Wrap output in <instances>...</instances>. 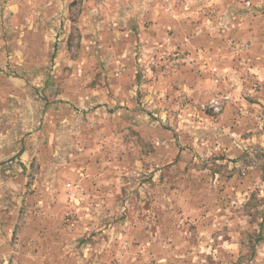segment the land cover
Listing matches in <instances>:
<instances>
[{
    "label": "rangeland",
    "instance_id": "obj_1",
    "mask_svg": "<svg viewBox=\"0 0 264 264\" xmlns=\"http://www.w3.org/2000/svg\"><path fill=\"white\" fill-rule=\"evenodd\" d=\"M262 192L264 0H0V264H242Z\"/></svg>",
    "mask_w": 264,
    "mask_h": 264
},
{
    "label": "crops",
    "instance_id": "obj_2",
    "mask_svg": "<svg viewBox=\"0 0 264 264\" xmlns=\"http://www.w3.org/2000/svg\"><path fill=\"white\" fill-rule=\"evenodd\" d=\"M45 4H43L45 7H55L58 2H50V4H47L48 2H43ZM52 3V4H51ZM114 86V88L117 87L116 83L112 84ZM131 83L129 85V87L131 89H133L131 87ZM98 91V94L102 95V98H98L96 99V97H93L94 101L92 104H89L90 107L92 106L93 109L92 111H90V113H83V115H80L81 119H91L92 118V125L95 127L98 126V122L101 120V112L104 111V109H106L108 111V108H106V106L109 107V109L111 110L115 103L117 102H122V101H119V99L114 95V96H111V97H107L106 96V92L104 89H96ZM107 91H109V88H107ZM90 92V90H89ZM134 92V91H133ZM93 93L96 95V93L94 92L93 90ZM132 93V91H131ZM107 104V105H105ZM130 106V105H129ZM132 107V106H130ZM75 118V116H74ZM73 118V119H74ZM75 120V119H74ZM71 121V120H70ZM70 121L68 123H70ZM80 123V121H78ZM86 122V121H85ZM87 123V122H86ZM78 127H83L84 129L86 128V125L85 124H80V126L78 125ZM69 128L71 129V127L69 126ZM72 130V129H71ZM78 165V163H76ZM74 179H77V180H80L81 182L84 183V185L88 186L90 184L89 182V179H88V176H81V175H78L76 176ZM53 195H54V191L52 192ZM237 194H238V197L239 196H242L243 194L246 195L247 192L243 189V190H239L237 191ZM259 196L261 198H264V192H262L261 194H259ZM264 202V200H263ZM59 205V203H58ZM237 208V207H236ZM240 207H238L239 209ZM59 211H61V209H57ZM262 218H261V223L259 224V228H258V234L255 235V239H253L252 241L250 240H247V241H244V244L242 241H236L235 238H230V240H227V241H224L223 243L221 244H216L215 247H221L222 249H217V252L219 253V256L217 259L221 260L222 263H227L228 261L229 262H241L242 264H264V208L262 209ZM3 228H5L6 231H10V230H17V234H19V232L21 231L20 228H16V225H12V224H9V225H2ZM39 226H34L32 228L33 231H36L38 230ZM48 228H43V231H47V233H49L50 235L52 234L51 231H56V232H64V230L61 229V226L60 228L56 225H48L47 226ZM0 228H1V225H0ZM65 233V232H64ZM37 235H38V232H37ZM61 234L58 233V234H53L51 236L55 237H59ZM9 236V235H8ZM45 241H50V239H45ZM243 245L245 246H249L252 247V253L251 255L248 257V258H245L243 255L239 254L240 252V249L239 247H243ZM5 246H9L10 247V243L7 242L5 243L4 242V239L0 238V247H5ZM50 249L53 251V254H54V251L58 252L59 254L62 253L61 255L64 256V260L65 259H69L70 256L72 255V250H69L70 252L69 253H65V249H64V244L62 242V240H53L51 243H50ZM96 249H99L98 246H94ZM93 247V248H94ZM213 247V246H212ZM238 248L239 250L237 251L236 253V249L232 250V254H229L227 251L229 248ZM85 249V248H84ZM220 250V252L218 251ZM224 252L226 253V255H224ZM71 253V255H70ZM102 253V251H101ZM101 253L99 254L98 256V259L103 262L105 260V262H103V264H112V262H116L118 264H123L124 262V259L125 258H118L116 260V258H110V257H106L105 255L101 256ZM50 253H48L49 255ZM105 254V253H104ZM81 260H85L87 258V253H82L81 254ZM106 257V258H105ZM46 261H48L46 259ZM51 261H58L57 259H53Z\"/></svg>",
    "mask_w": 264,
    "mask_h": 264
}]
</instances>
